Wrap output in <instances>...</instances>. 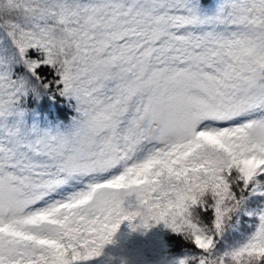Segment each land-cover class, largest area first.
Masks as SVG:
<instances>
[{"label":"snow or ice","instance_id":"obj_1","mask_svg":"<svg viewBox=\"0 0 264 264\" xmlns=\"http://www.w3.org/2000/svg\"><path fill=\"white\" fill-rule=\"evenodd\" d=\"M125 220L264 264V0H0V264H92Z\"/></svg>","mask_w":264,"mask_h":264},{"label":"trees","instance_id":"obj_2","mask_svg":"<svg viewBox=\"0 0 264 264\" xmlns=\"http://www.w3.org/2000/svg\"><path fill=\"white\" fill-rule=\"evenodd\" d=\"M128 203L129 201L126 200L125 206H128ZM124 222L125 226L119 227L113 236L120 242L115 241L111 245L109 243L103 249L100 258L104 264H175L176 259L183 251V244L178 235L163 221L153 223L147 229L138 227L135 230L129 226V221L125 220ZM133 223H138V221H133ZM169 229L170 232L165 233ZM116 234H119L118 237ZM159 236H164L165 245L156 244ZM139 247L141 250L137 256Z\"/></svg>","mask_w":264,"mask_h":264}]
</instances>
